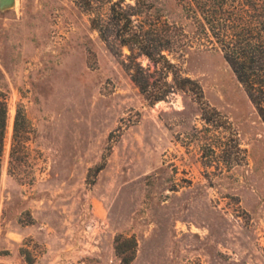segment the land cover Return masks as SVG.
<instances>
[{
	"label": "rangeland",
	"instance_id": "obj_1",
	"mask_svg": "<svg viewBox=\"0 0 264 264\" xmlns=\"http://www.w3.org/2000/svg\"><path fill=\"white\" fill-rule=\"evenodd\" d=\"M82 1L0 8V264H264V122L221 49L176 0H145L203 91L152 104L139 83L161 66L93 28L116 0Z\"/></svg>",
	"mask_w": 264,
	"mask_h": 264
},
{
	"label": "trees",
	"instance_id": "obj_2",
	"mask_svg": "<svg viewBox=\"0 0 264 264\" xmlns=\"http://www.w3.org/2000/svg\"><path fill=\"white\" fill-rule=\"evenodd\" d=\"M95 0H83L88 11ZM185 14L192 21L191 28L201 37L217 44L238 81L243 85L258 115L264 122V0H176L174 10ZM166 8H161L145 0H116L111 3L107 20L92 19L93 28L102 38L108 40L109 29H115L123 46L134 48L150 61L161 66L165 81L163 87L156 82L139 83L141 91L152 104L166 99L177 88L191 91L202 97V87L198 81L183 76L177 71L167 52L172 50V27L177 22L169 19ZM190 28V29H191ZM173 76V85L168 77ZM7 101L0 97V170L7 125ZM25 119L18 111L11 158L15 159L21 145L29 139L22 130ZM131 257H123L121 264H129Z\"/></svg>",
	"mask_w": 264,
	"mask_h": 264
},
{
	"label": "water",
	"instance_id": "obj_3",
	"mask_svg": "<svg viewBox=\"0 0 264 264\" xmlns=\"http://www.w3.org/2000/svg\"><path fill=\"white\" fill-rule=\"evenodd\" d=\"M15 0H0V8L4 9L14 4Z\"/></svg>",
	"mask_w": 264,
	"mask_h": 264
},
{
	"label": "bare ground",
	"instance_id": "obj_4",
	"mask_svg": "<svg viewBox=\"0 0 264 264\" xmlns=\"http://www.w3.org/2000/svg\"><path fill=\"white\" fill-rule=\"evenodd\" d=\"M12 128V127H11Z\"/></svg>",
	"mask_w": 264,
	"mask_h": 264
}]
</instances>
